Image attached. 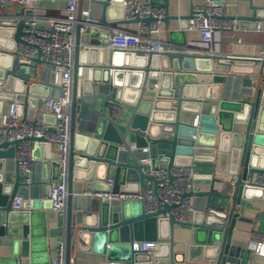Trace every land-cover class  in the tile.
Instances as JSON below:
<instances>
[{
    "label": "water",
    "instance_id": "water-1",
    "mask_svg": "<svg viewBox=\"0 0 264 264\" xmlns=\"http://www.w3.org/2000/svg\"><path fill=\"white\" fill-rule=\"evenodd\" d=\"M121 2L79 0V18L82 9L88 8L95 21L88 23L83 32L79 24L76 27L69 195L66 212L58 214L55 226L49 227L51 220L43 218L51 208L50 201L43 205L39 201L49 195L58 177L55 144L32 138L35 147L42 146L48 152L38 157L43 161H37L36 168L52 169V175L42 182V175L35 174L30 188L24 186L25 175L14 160L18 142L0 144V234L8 230L14 237L13 255L0 259V264H22L24 257H32L40 250L37 245L41 240L56 236L65 238L66 264H70L73 240L80 249L86 245L88 250L105 253L109 260L124 264H184L185 253L175 251L176 224L193 229V247L199 248V256L210 264H246L251 249L234 244L232 237L237 222L245 219L242 201L251 199L249 193L264 191L246 184L248 178L264 173V59L223 57L217 53L168 52L145 56L113 51L108 60L107 27L140 20L125 21ZM156 2L168 12L162 19L167 31L172 18L181 19L182 26L176 33L182 39L171 41L187 45L186 24L192 12L172 16L169 0ZM251 7L252 15L239 19L251 20L257 26L264 20V6ZM25 8L17 1L0 7V15H20ZM113 11L120 15L112 17ZM152 19L142 21L150 23ZM24 27V20L0 22V123L4 103H11L16 95L24 96L18 114L26 120L35 119L40 98H57L62 94V68L39 58L31 63L15 52ZM199 74L209 76L206 82L199 81ZM209 103L208 111L201 113L202 105ZM186 112L195 114L192 122L182 120V113ZM45 121L54 124L55 118L47 115ZM131 144L136 148L148 147L149 151L132 150ZM148 154L156 166L160 161L170 167L189 165L193 160L217 164L216 172L208 176L209 189L190 194L195 197V212L189 223L175 219L171 213L173 205L150 214L138 201L104 200L95 195L111 190L139 192L148 177L139 158ZM111 166L116 168V177L113 184L105 185ZM218 174H229L231 179ZM74 181H85L86 191L91 193L74 194ZM39 184L42 190L36 194ZM20 194L32 198L25 202L31 209H25V204L23 209H13L14 198ZM159 239L169 242H160L153 253L133 248L134 241ZM48 262L46 259L45 264ZM31 264L36 263L33 260Z\"/></svg>",
    "mask_w": 264,
    "mask_h": 264
},
{
    "label": "built area",
    "instance_id": "built-area-1",
    "mask_svg": "<svg viewBox=\"0 0 264 264\" xmlns=\"http://www.w3.org/2000/svg\"><path fill=\"white\" fill-rule=\"evenodd\" d=\"M26 6L25 12L20 15H0L2 20H24L25 27L17 42L15 52L26 61L33 63L39 58L42 62L62 68L60 85L62 94L57 98L43 97L37 108L35 119L23 120L18 114V105L21 96L16 95L10 103L9 111L3 114L0 123V144L4 142H18L14 160L24 173V186L29 188L34 181V169L36 158L33 155L35 140L32 138H44L55 144V161L59 165L58 177L54 180L48 196L39 198L43 205L46 200L51 203V209L59 215H64L68 199V162L71 142V91L73 83L76 27L80 25L83 32L86 25L95 21L90 16V10L82 9L79 18V0L65 1L66 14L63 16H49L41 12L45 0H0V7L11 6L14 2ZM56 1V0H50ZM124 6L125 21L140 20L135 30L126 28V24L107 27L110 30L106 47L112 51H124L134 54L149 56L152 53L159 55L168 52H189L197 54H214L223 56L212 48L213 43L222 36L225 31L236 32L240 28L239 17L229 12L228 4L224 1L205 0L193 8L192 16L187 19L186 30L196 31L200 37L202 47L195 48L181 45L160 37L162 31V19L166 16V8L156 0H122ZM30 10L31 13L27 11ZM152 17L150 23L142 19ZM261 29V24H257ZM231 57V55H228ZM250 59H264V48ZM33 72L32 68L30 70ZM47 115H53L55 123L45 121ZM194 125H198V118ZM55 129L51 130L50 127ZM132 150L136 148L131 144ZM148 152V147L140 148ZM145 178L139 192L109 191L96 193V196L104 200L138 201L142 204L146 213H155L163 209L165 205H173L171 213L175 219L182 223L190 222V213L195 210L190 195L201 190V183L196 178L197 163L189 165L156 166L154 158L148 154L139 158ZM109 184L114 180L107 179ZM246 184L264 189V173H257L253 178H248ZM23 194L14 198L12 207L14 210L23 209L26 202ZM29 210L30 204H25ZM168 215V214H167ZM159 240L134 241L133 248L140 252L153 253L158 250ZM258 254L264 255V240L255 241L251 245ZM48 264H66L65 238L60 242L57 255ZM100 264H124L116 260H105ZM233 264V263H231Z\"/></svg>",
    "mask_w": 264,
    "mask_h": 264
},
{
    "label": "crops",
    "instance_id": "crops-1",
    "mask_svg": "<svg viewBox=\"0 0 264 264\" xmlns=\"http://www.w3.org/2000/svg\"><path fill=\"white\" fill-rule=\"evenodd\" d=\"M205 0H169V13L172 16H187L192 11L193 8L199 4H202ZM228 4L229 12L231 15L240 17V16H250L252 15L251 4L256 6H264V0H221ZM87 9V8H84ZM17 10L20 11L21 7L18 5ZM90 10V9H89ZM41 12L49 16H63L66 14L65 11V1L56 0L50 1L45 0L42 4ZM168 13V12H167ZM120 13L113 11L112 17L119 16ZM258 23L261 24V29L255 25L251 20H240V28L236 32L225 31L222 33V36L213 43L212 48L218 53H223V57H237V58H246V56L257 55L264 48V20H260ZM182 26L180 18H172L169 22V31L166 30L164 22H162V31L160 37L163 40L175 39L181 40L182 35L177 34L176 31L179 30ZM126 28L130 30H135L137 28L136 22L126 23ZM173 32V33H172ZM172 34V35H171ZM186 40L187 45L195 48L202 47L200 43L199 34L196 31L186 30ZM82 48V47H81ZM107 48V59L109 60L112 56L113 51ZM219 55V54H218ZM221 56V55H219ZM225 60V59H222ZM214 60H210L213 63ZM230 60L226 59L225 62ZM215 62V61H214ZM244 64L246 62H239ZM209 77L208 75L199 74V81H203ZM23 95L21 96V101L23 100ZM209 104L202 105L201 113L208 111ZM10 103L5 102L3 106V114H6L9 111ZM37 116V111H36ZM195 117V114L192 113H182V120L187 122H192ZM140 150V148H139ZM163 150V149H161ZM47 153L43 147L33 148V155L37 161H43L38 157L42 158L43 154ZM130 158V157H129ZM9 159V158H8ZM130 161V159H129ZM197 163V176L196 178L201 183V190L209 189L211 181L208 179V176L216 172V163L209 161H195ZM38 163V162H37ZM160 166H168L166 162L160 161ZM35 174L42 175V182L44 179L51 177L52 169L44 170L43 168L37 169L35 165L34 169V179ZM116 168L111 166L106 180L105 185L109 184L107 179H115ZM218 177L225 178L227 180L231 179V175H221L218 174ZM34 183V182H33ZM32 183V184H33ZM146 183V181H144ZM41 184V183H40ZM36 187V194L41 192V186ZM86 182L85 181H74L73 192L74 194L80 193H91L86 191ZM221 185H218L220 187ZM30 188V187H29ZM32 190V189H31ZM29 194V192H28ZM250 200H243L241 204V209H243L242 217L245 219L239 220L236 224L235 230L233 232L232 241L234 244L239 246L251 249V252L248 256L246 264H264V255L258 254L254 248L251 247L252 243L255 241L264 240V191H256V193H249ZM28 200L32 199L31 197L27 198ZM36 199V198H35ZM192 204L195 208V197L191 198ZM43 209V207H42ZM194 212L190 213V221L193 219ZM51 220L49 227L55 226V221L58 216V213L53 209H47L46 213L43 215V218ZM175 251H181L185 253L184 264H210L209 260L205 257H200L201 250L199 248H194V231L193 229L183 228L181 225H175ZM14 237L10 235L7 230L5 234H0V259H6L11 257L13 254L12 242ZM63 236L49 237V239L41 240L39 242L40 250L33 253L32 257H24L22 264H31V261L34 260L36 264H45L46 259H49V262L52 258L57 255L58 247L60 242L63 240ZM159 242H169V239H159ZM191 247V248H190ZM107 254L94 252L93 250H88L86 245L80 249L77 241L73 240L70 250V264H100L102 261L107 260ZM48 262V263H49ZM47 263V264H48ZM231 264V263H229ZM234 264V263H233Z\"/></svg>",
    "mask_w": 264,
    "mask_h": 264
}]
</instances>
